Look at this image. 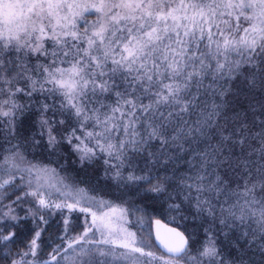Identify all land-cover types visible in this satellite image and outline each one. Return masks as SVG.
Here are the masks:
<instances>
[{
	"label": "snow or ice",
	"instance_id": "6c2138e0",
	"mask_svg": "<svg viewBox=\"0 0 264 264\" xmlns=\"http://www.w3.org/2000/svg\"><path fill=\"white\" fill-rule=\"evenodd\" d=\"M0 254L264 264V0H0Z\"/></svg>",
	"mask_w": 264,
	"mask_h": 264
},
{
	"label": "rangeland",
	"instance_id": "374dc122",
	"mask_svg": "<svg viewBox=\"0 0 264 264\" xmlns=\"http://www.w3.org/2000/svg\"><path fill=\"white\" fill-rule=\"evenodd\" d=\"M95 210L96 209H93V211H95ZM133 216L129 217V219L132 221V223L128 224L127 227H129L133 231H137L138 235L143 233L145 236H147V234L149 232L153 233V224L150 227L149 223L146 219H140L138 221ZM77 218H79V219H77ZM90 219H91L90 214L81 213L78 210L74 211L70 214V226L77 227L79 230L78 226L83 225L85 220H90ZM175 225H177V224H175ZM49 237H51V236H47V238H48V240L46 239L47 242L50 241V243L54 246L55 237H51L52 239H50V240H49ZM66 262H68V261H66ZM69 262L71 264L70 260H69ZM0 264H4V263L0 262ZM63 264H65V263H63Z\"/></svg>",
	"mask_w": 264,
	"mask_h": 264
},
{
	"label": "trees",
	"instance_id": "16d2710c",
	"mask_svg": "<svg viewBox=\"0 0 264 264\" xmlns=\"http://www.w3.org/2000/svg\"><path fill=\"white\" fill-rule=\"evenodd\" d=\"M138 216H139V215L136 214V215H134L133 217L137 220V217H138ZM166 222H167V221H166ZM168 223H170V222H168ZM170 224H172V223H170ZM173 225H175V224H173ZM175 226H178L179 228H182V227H183V225H175ZM47 236L55 237V236H56V231H55V230H52V231L48 232V235H47ZM47 236L42 237V239H44V240L47 239V240H48ZM47 240H46V242H47ZM49 240H50V239H49ZM47 243H48V244H51L50 241H48ZM17 247H19V245H18ZM49 251H50V249H49ZM158 254H159V253H158ZM0 255H2V254H0ZM0 262L6 264V261H4L3 259H0ZM63 263H65V264H70L69 261H68V262L64 261Z\"/></svg>",
	"mask_w": 264,
	"mask_h": 264
},
{
	"label": "water",
	"instance_id": "95a60500",
	"mask_svg": "<svg viewBox=\"0 0 264 264\" xmlns=\"http://www.w3.org/2000/svg\"><path fill=\"white\" fill-rule=\"evenodd\" d=\"M162 222H165V221H162ZM169 226L170 227H173L174 225H172V224H169ZM154 232H155V225H154V223H153V235H154ZM160 251H163L162 249H160Z\"/></svg>",
	"mask_w": 264,
	"mask_h": 264
}]
</instances>
